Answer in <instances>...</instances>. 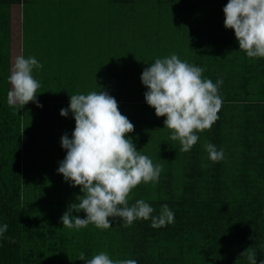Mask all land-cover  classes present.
<instances>
[{
  "label": "trees",
  "instance_id": "16d2710c",
  "mask_svg": "<svg viewBox=\"0 0 264 264\" xmlns=\"http://www.w3.org/2000/svg\"><path fill=\"white\" fill-rule=\"evenodd\" d=\"M90 1L101 22L80 28L96 40L71 54L61 34L29 45L28 0H0V264H264V0ZM130 19L126 37L119 23ZM166 20L188 30L191 72L126 45L166 44ZM140 53L156 79L131 69ZM73 61H86L74 67L82 72ZM134 71L145 81L132 83ZM122 129L146 133L147 158H112ZM95 153L103 172L91 181L45 177L52 155V165L71 155L68 165L90 173Z\"/></svg>",
  "mask_w": 264,
  "mask_h": 264
},
{
  "label": "rangeland",
  "instance_id": "374dc122",
  "mask_svg": "<svg viewBox=\"0 0 264 264\" xmlns=\"http://www.w3.org/2000/svg\"><path fill=\"white\" fill-rule=\"evenodd\" d=\"M82 3L81 6H77L76 4ZM97 10L96 1L91 2L90 0H28L25 6L26 10V23H25V38L29 45L32 46V44L35 41H40L43 39V37H53L52 40L56 37H59L60 34L63 36V42L65 45H69L68 51L71 54H74L78 51L80 46H84L85 49H91V46L94 45V41L96 40L95 32L94 31H85L84 29H81L80 27L83 25H87L89 30H92L93 27H96L100 24L101 20H93L94 16H90L92 14L88 13L90 10ZM83 10L86 11V16L88 17L85 21L86 22H78L74 20V16L72 14H79ZM90 14V15H89ZM92 17V18H89ZM158 16L154 17V19L158 20ZM153 19V20H154ZM15 20V19H13ZM168 20V18H167ZM167 20L164 23L165 29V35H166V44H163L162 42L156 41V44L153 45V47L149 46H138L133 40H127L126 45L132 46L138 49V51L146 50L150 51L154 57H160L158 61L162 63V61L169 66L168 68H172L173 65L180 66L186 71L191 72L189 69L190 63L188 61L192 60L193 55L192 53H188L189 47L191 46V40L188 37V30H184L181 27H173L171 24H167ZM132 22H138V21H132V19L128 20V22L119 23L120 30H123V35H126V37H130L132 35V32H130L131 24ZM103 24V22H102ZM125 29H124V27ZM19 23L17 21H12V34H11V99L12 100H20L21 99V92H20V78H21V67H22V61H21V37L20 32L18 31ZM16 30V31H15ZM20 30V28H19ZM161 39L164 38L163 31L161 32ZM170 44V45H168ZM33 49V48H32ZM134 54L131 53H124V55L121 57V59L118 61L119 66L122 67L124 65V60L126 59V63H130V56H133ZM83 57L82 55H78ZM150 55L145 54H138V60L135 61L134 66L131 68L132 70H139L145 72V74L149 75V80L156 79L158 77L157 72L155 69L150 70L149 64L146 60L147 57ZM86 57H90V55H86ZM85 58V57H83ZM157 61V60H155ZM86 61L83 62H77L73 61L71 64V68H73V71L76 73L82 72V69L74 68L80 64H83ZM155 63V62H154ZM126 66V64H125ZM162 67H164L162 63ZM188 69V70H187ZM138 74V78H132V83H138L145 81L141 77H139L138 71H134V76ZM123 84H126L129 81H121ZM103 84V81L100 82ZM80 120H83V122H86L83 118H79ZM133 125L128 126V128H131ZM123 130V129H122ZM117 135L114 136L112 139L109 140L110 143L116 140L118 144H115L111 150L109 151L112 158L116 159L118 163L124 164L127 161H134L138 159L140 156H145L147 158L149 156L148 153H146V147L147 145L146 141V133L142 131H130L129 129H124L123 131ZM129 135L138 136L139 140H136L135 143L130 147L126 143V139L129 137ZM65 137L64 140L66 142L68 141ZM126 138V139H125ZM122 139H125L122 143L120 141ZM141 140L143 143L138 144V142ZM104 141V140H103ZM107 142V141H106ZM77 148L80 144V141L78 139L76 140ZM137 144V145H136ZM136 145V146H135ZM149 145V144H148ZM147 145V146H148ZM121 147L120 152H118V148ZM110 149V148H108ZM106 149V152L108 151ZM75 150V147H71L70 149H67V152H73ZM149 150V149H148ZM84 151V150H83ZM86 154L90 155L92 150L90 151H84ZM54 156L52 155L49 157L46 165L47 171L45 173V177L47 179L51 178H57L59 182H67L68 180H90V177L85 175L89 174L88 172H81V167L75 170V165L71 166L68 165L69 163L74 162L73 156L66 155L64 159L60 161V163H66L64 165H52L54 161ZM49 164V165H48ZM127 164V163H126ZM123 166V165H122ZM86 167V166H85ZM91 167V166H87ZM126 167V165H125ZM67 175V176H66ZM52 176V177H51ZM68 177V178H67ZM91 181V180H90ZM79 187L83 184L86 186L84 182H77L75 183ZM129 193H126L128 196ZM82 196V191L79 190L77 193V197ZM52 197H55L52 195ZM66 199V197H63ZM69 198V197H68ZM70 200H79L77 198H71ZM60 211V210H59ZM59 211H53V213L56 215ZM66 211H60L59 216L62 214H65Z\"/></svg>",
  "mask_w": 264,
  "mask_h": 264
},
{
  "label": "crops",
  "instance_id": "0c3cea01",
  "mask_svg": "<svg viewBox=\"0 0 264 264\" xmlns=\"http://www.w3.org/2000/svg\"><path fill=\"white\" fill-rule=\"evenodd\" d=\"M100 149L102 150V148ZM86 159L89 160V162H86V164H83V166H91L89 168L90 173L86 175H101L103 172V156L100 153H95L94 156H90ZM90 160L92 162H90Z\"/></svg>",
  "mask_w": 264,
  "mask_h": 264
}]
</instances>
